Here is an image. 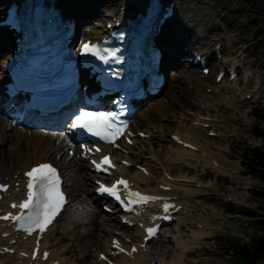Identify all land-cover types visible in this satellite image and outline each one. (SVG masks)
Returning <instances> with one entry per match:
<instances>
[{"label": "rangeland", "instance_id": "rangeland-1", "mask_svg": "<svg viewBox=\"0 0 264 264\" xmlns=\"http://www.w3.org/2000/svg\"><path fill=\"white\" fill-rule=\"evenodd\" d=\"M181 1L188 4L192 9L198 10L201 14L203 12L209 13L208 23L204 27V33L206 34L212 30L210 32V40H205L208 43L204 47L207 52L211 51L212 48L209 43H214L217 36L229 37L230 41L226 39V51L237 52V54L236 57L232 56L228 61L231 63L238 62L255 74V79L251 84L245 85L228 84L224 87V83L216 84L214 83V78L210 80L212 82L210 83L211 87L207 90L210 97L206 100L214 102L216 105L206 110L219 120H222L224 126L236 130L237 134L234 138H231L229 133L217 138L208 136L204 130L195 132L201 142L214 153L213 156L228 166L229 171L227 169L228 172H219L214 171L212 168L203 170L199 167L202 164L197 163L196 160H191V168L182 164L173 165L169 169L173 175H194L211 181V186H206V189L191 186V189L196 190L199 194L209 191L212 195L210 197L200 196L194 198L196 199L195 211L192 215L187 216L188 226L180 229L185 241L192 239L193 231L206 232L202 238L203 243L197 245L200 246L199 249H196L197 246H195L194 242H191L194 254L193 256L186 255L183 264H236L230 256H225L226 249L229 246L228 238H237L243 243L252 244L254 237L262 236L263 234L255 219L249 220L247 217L240 218L239 215L228 213L225 202L226 197L234 196L236 202H242L264 215V196L257 194L260 186H256L253 183L243 162L246 146L260 145L264 147V139L257 138L254 134L257 127L264 130V122H259L253 116L254 108L264 102V5L260 8H254L252 3L243 0ZM113 2L115 4L110 6L111 10L120 12L122 10L121 0H113ZM100 11L103 10L100 9ZM220 12H224L227 15V17H223L227 22L220 21V27L218 28L215 20H217L216 15ZM201 43H204V41H201ZM168 84H170V80ZM183 86L188 87L187 83H184ZM214 89L217 90V93L214 92ZM167 90H170V85ZM166 94L165 91L163 96L166 100L168 99L167 104L170 105L171 100ZM248 94L251 95V98H248ZM224 98L226 99L225 102L223 101ZM205 107V102L200 104V102L195 103L194 101L186 106L185 112H201ZM175 111L176 117H170L169 122H162V120L157 122L169 126L168 129L162 128L165 135L164 139H169V135L175 131V127H178V121H180L178 112L181 113V110L177 109ZM181 120L186 122L183 118ZM187 123L189 124L190 122ZM221 130L224 131V128H221ZM155 141L154 145L156 148L166 147L168 144L164 141H158V139ZM234 171H236L235 174L233 173ZM205 172L207 174H204ZM76 203L77 201H73L60 221V231L63 230L66 224L71 223L72 217L76 213V208H74ZM98 209L100 210V205ZM197 223H204L206 229L197 228ZM171 230L173 229H166L165 234L173 235ZM60 235L61 233H59ZM162 238L165 239V237ZM208 238L211 239L209 243L207 241ZM162 241L153 244L150 256L164 254L166 258H172L173 254L179 251L178 245L175 242ZM94 251L96 252V250ZM95 252L92 253L90 259L88 258V261L93 260ZM78 253L82 255L81 251ZM256 264H264V256Z\"/></svg>", "mask_w": 264, "mask_h": 264}, {"label": "bare ground", "instance_id": "bare-ground-1", "mask_svg": "<svg viewBox=\"0 0 264 264\" xmlns=\"http://www.w3.org/2000/svg\"><path fill=\"white\" fill-rule=\"evenodd\" d=\"M76 6L82 13L86 12L84 0H76ZM93 6V3H91L89 10L92 13H95ZM189 8L188 5L181 2L179 11L182 14L179 16V20L182 22H185L186 20L187 22H190L189 28L192 35L195 37V30L208 23L209 13L203 12L201 14L199 12V14H197L194 10L192 15L193 19H190L188 15ZM78 9L76 10L78 11ZM80 15L82 16L83 14ZM223 17H227L224 12H220L216 15L217 20L215 21L217 26H220V21L227 22ZM207 38L208 37H206V39ZM170 39L171 37H169V40ZM181 41L182 43L189 44V41H186L183 38H181ZM171 48L172 47L170 46L169 54L171 53ZM6 51L7 49H4L0 52V55L4 54ZM203 51L206 50L203 49ZM179 67L178 64L175 65L176 70L182 69V67ZM182 77L184 78L183 80H181ZM210 80L211 78H206L205 75H200L196 72L185 74L184 70H182L181 74L174 73L170 79V90L166 94L171 99V105L169 106L168 104H165L162 100L160 106H158V104L148 106L140 113V118H138L139 126L136 127L137 130H147L148 132L153 133L160 141L169 143L170 146L169 148L163 146L161 148H156L152 141L141 139V141H136L134 147L130 148L134 154L133 156L129 155V157L136 161L137 164V160L143 159L147 151L148 154L153 155L156 158L154 162H149L151 177L144 176L137 169L135 171L130 170L129 175L127 174L129 168H122V173L131 177L132 180L137 182L139 187H142L143 189H155L157 186L155 183L156 175L152 170L154 167L161 168V165L168 168L179 163H183L185 166H191L190 160H197L199 163L202 162L203 166L211 167L210 162L206 161L199 154L176 145L170 137L167 140L164 139L162 128L168 129L169 126L163 123H157V120L160 119L169 121L171 116H176L175 110L180 109L181 113L178 112L180 121L177 125L178 127H175L173 133L182 135L186 140L199 146L201 151H206L213 155L214 153L211 152V150H209V148H207L195 134V132L201 131L202 128L194 126L193 123L187 124V122L181 121L182 117L186 116L185 109L187 105H190L194 101L204 104V100L210 97L207 93L208 87H211L209 85L211 83ZM186 82L188 86L190 84L194 85L193 90H188L186 86H182ZM223 101L225 102L226 99L224 98ZM215 105L214 102H206L208 108L214 107ZM143 115L147 116L146 120H141ZM195 119L197 120L198 118H194V120ZM133 123L135 124L136 121ZM216 125L220 126V123ZM226 127L227 126H224V128ZM181 128L185 129L181 130ZM65 136L67 139L64 138ZM69 142H71V137L68 133L61 132V130L55 132L47 131L35 127H26L23 123L14 126L13 119L6 116V112L0 110V172L5 176H11L17 171L28 169L32 164L39 160L45 161L51 159H47L46 156L42 158V152H44L45 155L52 156V158L58 162L67 178L66 187L69 191L70 198L72 201H77V209L76 214L73 215L71 223L66 224L62 231H60L58 221L56 226L50 232V238L47 239L46 244L50 246L54 258L60 259L62 264H91L92 260L88 261V258H91L92 253L95 252L94 250H96V254H98L99 251L104 250L107 247L108 239L106 234L111 235L115 229H118V223H116V220L111 216H106L103 211H100L97 208L99 201L93 196V190L90 188L93 181L92 173L84 161L70 156L69 149H66V147L70 145ZM143 144H146L149 148L147 149ZM174 147L175 149H173ZM35 152L37 153L36 156ZM65 152H67V154L64 155L62 160L56 159L57 154H64ZM221 164L228 168L223 162ZM224 166L222 169H224ZM222 169L220 171H224ZM178 176L186 177L182 175ZM160 179L163 180V176ZM173 184L175 186H189L186 182H179L176 180L173 181ZM185 190L188 191L186 188ZM193 193H196V190L191 191V194ZM64 214L65 211L62 216H64ZM98 216L105 219V223L98 224ZM100 229L105 234H102ZM59 233H61L60 236ZM175 233L179 236L178 240H176L179 251L174 253L172 258H166L164 254L150 256L149 252L151 251V248H148L147 252L142 253L139 259L135 262H130L126 257L118 258L117 262L119 264H151L152 261H164L163 263L165 264H183V259L188 253L189 248L193 247L191 246V242H199L198 239H202L206 233L204 231H193L192 239L189 241L183 239L182 233L179 229H177ZM132 235L136 237L137 240H140L142 233L135 231ZM159 242H161V240L155 241L153 244ZM163 242H166V239H163ZM79 251H81L82 255L78 253ZM94 258L95 260L92 264H97L96 257ZM10 263L12 262L10 261Z\"/></svg>", "mask_w": 264, "mask_h": 264}, {"label": "snow or ice", "instance_id": "snow-or-ice-1", "mask_svg": "<svg viewBox=\"0 0 264 264\" xmlns=\"http://www.w3.org/2000/svg\"><path fill=\"white\" fill-rule=\"evenodd\" d=\"M82 50L86 54L94 53L95 55H100L99 48L89 43H85L82 46ZM101 59H104V57L101 56ZM69 128L78 130L79 133L85 137L91 136L107 144L119 147L116 141L121 136L125 135L127 125L119 119L118 114L115 112L80 110L72 118ZM141 135L144 134L141 133ZM64 138L67 139L66 136ZM129 143H131V141H129ZM69 144H71V142H69ZM80 147L82 149L81 154L86 157L101 151L99 147L92 148L83 143L80 144ZM124 163L128 164L129 162L124 161ZM91 164L96 171H102L109 175L111 174L110 170L116 167L110 155L102 156L99 162L92 159ZM25 176L28 178L26 184V199L19 204L13 203L11 205L12 208L18 209L15 214L9 212L0 217V219L15 222L17 228L25 231L29 235L33 233L42 235L47 231L68 202L65 192L62 190L61 176L58 169L50 163H41L32 167L25 173ZM121 185L123 186V190L128 194L126 199H122L120 195L121 189L119 186ZM7 188V185L0 184V190L7 191ZM97 191L101 195L111 196L125 209L131 211H135L136 206H143L149 202L164 199L163 197L151 196L142 194L139 191H133L129 186V182L122 177L112 183L111 186L99 183ZM162 208L164 213L162 218L165 220L171 219L168 213L171 208H174V205L165 202ZM158 230V225L147 228L146 239L155 237ZM114 246L118 248L120 252L125 251V249L120 246L119 241H114ZM135 251L136 249L133 248L132 252ZM47 255V253H44L45 258H47ZM101 259H106V257L101 254Z\"/></svg>", "mask_w": 264, "mask_h": 264}, {"label": "trees", "instance_id": "trees-1", "mask_svg": "<svg viewBox=\"0 0 264 264\" xmlns=\"http://www.w3.org/2000/svg\"><path fill=\"white\" fill-rule=\"evenodd\" d=\"M250 151V157L246 155L248 166L255 175L264 179V151L261 149H250ZM259 166L263 169H260ZM262 240H260L261 247H257L253 255L251 254L252 252H250L246 247L236 246L235 250L237 255L241 256L245 261H247L248 257L249 259L253 257L259 259L260 255L264 254V240Z\"/></svg>", "mask_w": 264, "mask_h": 264}]
</instances>
